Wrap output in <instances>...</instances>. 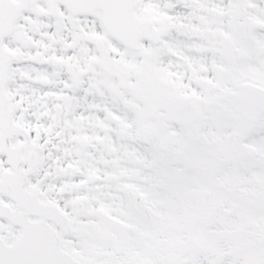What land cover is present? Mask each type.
Wrapping results in <instances>:
<instances>
[{"label":"snow or ice","instance_id":"obj_1","mask_svg":"<svg viewBox=\"0 0 264 264\" xmlns=\"http://www.w3.org/2000/svg\"><path fill=\"white\" fill-rule=\"evenodd\" d=\"M0 264H264V0H0Z\"/></svg>","mask_w":264,"mask_h":264}]
</instances>
